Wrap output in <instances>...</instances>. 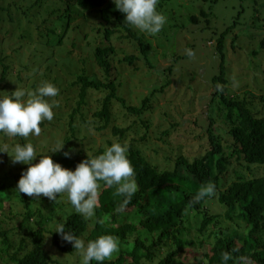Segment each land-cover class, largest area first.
<instances>
[{
	"label": "trees",
	"instance_id": "16d2710c",
	"mask_svg": "<svg viewBox=\"0 0 264 264\" xmlns=\"http://www.w3.org/2000/svg\"><path fill=\"white\" fill-rule=\"evenodd\" d=\"M170 1L160 0L158 10ZM201 1H211L207 11L195 9L184 24L178 23L176 13L165 15L162 30L149 34L130 26L113 0H0L13 25L5 48L0 41V94L16 88L30 92L45 81L59 89L58 96L48 98L56 104L54 119L40 125L43 133L46 124L54 123L50 141L41 134L22 138L0 133V150L7 152H0V264H82L72 244L54 231L57 223L64 222L66 229L86 241L102 234L119 238V252L104 264H223L224 252L231 255L228 264H264V107L254 113L248 104L250 90L229 88L234 75L243 77L247 72L235 74L232 64L226 63V56L237 50H244L245 61L259 56L258 49H244L249 40L240 43L237 31L248 23L251 29L264 28V0H232L235 4L228 9L224 2L220 4L223 0ZM248 14L249 20L244 19ZM189 25L199 30L197 39L210 38V55L219 62V72L209 79V89L208 83L198 80V89L207 86L204 92L211 102L205 105V118L197 116L202 120L195 117L184 127L176 105L188 107L194 101L174 99L178 92L168 95L172 92L167 83L140 94L138 105V96L124 98L128 83L121 80L120 71L144 78L155 76L153 69L159 66L167 76L177 64L188 61L196 66L198 53ZM162 34L174 45L158 42ZM262 48L264 39L259 42ZM186 49L195 55L189 57ZM158 55L165 64L154 66L148 58ZM186 79L190 90L196 79ZM260 95L263 105L264 94ZM155 99L165 102L162 108L174 107L168 128L161 132L157 128L165 125L151 132L147 121L140 119L157 104ZM216 109L231 126L227 137L211 117ZM130 131L138 138L130 139ZM171 134L177 143H194L195 156L170 151L164 142ZM116 141L128 146L139 185L122 212L117 208L123 198L103 182L95 215L88 219L76 212L66 193L55 203L44 196L34 200L16 190L28 165L12 162L14 148L13 152L5 148L10 142L14 146L31 142L38 154L64 142L61 151L48 155L74 170L88 155L98 156ZM158 145L166 151L162 164ZM69 149L75 151L65 157L63 152ZM5 154L8 157L2 159ZM38 160L39 155L33 163ZM207 183L215 185V194L197 200ZM212 201L223 207L225 219L236 228L217 227L219 214L208 208Z\"/></svg>",
	"mask_w": 264,
	"mask_h": 264
},
{
	"label": "clouds",
	"instance_id": "9594fccd",
	"mask_svg": "<svg viewBox=\"0 0 264 264\" xmlns=\"http://www.w3.org/2000/svg\"><path fill=\"white\" fill-rule=\"evenodd\" d=\"M113 2L116 9L125 14L124 20L141 32L158 34L167 22V17L158 10L160 0H113ZM186 55L193 57L195 53L191 49H186ZM218 90L222 91V88ZM58 94L59 89L47 81L30 92L16 88L11 93L0 94V133L22 138H27L30 134L39 136L42 131L41 123L52 121L55 115L53 110L56 107L55 101L50 102L48 98L56 97ZM63 146L64 142L59 143L48 153L61 151ZM72 151L75 150L64 151L63 155L69 157ZM128 151L126 144L113 142L102 154L88 155L72 170L54 162L48 153L38 154L31 142L23 144L18 142L14 146L12 162L26 164L28 167L22 171L16 190L34 200L44 196L55 203L62 193H66L76 212L88 219L95 215L103 182L107 187H115V195L123 198L117 208V211L122 212L139 190L136 172L128 158ZM38 155V162L33 163ZM215 190L213 183H207L200 188L196 199L214 195ZM54 231L72 244L73 249L82 256V264H92V261L104 264L120 250L119 238L112 234H102L86 241L77 236L72 229H66L65 222L57 223ZM230 259V253L222 254L223 264H228Z\"/></svg>",
	"mask_w": 264,
	"mask_h": 264
},
{
	"label": "rangeland",
	"instance_id": "374dc122",
	"mask_svg": "<svg viewBox=\"0 0 264 264\" xmlns=\"http://www.w3.org/2000/svg\"><path fill=\"white\" fill-rule=\"evenodd\" d=\"M222 2L225 3L227 9L230 8L231 5L235 4L234 2H232V0H223L221 1L220 4H222ZM210 4H211V1L208 4L207 2L206 3L202 2L201 0H172L165 7L161 8L162 9L161 12L164 15H167L168 17L170 15L173 16V14L176 13L177 14L175 15L176 18L180 17L178 23L184 24V22H187L186 17H188L189 15H193L195 9L199 10V8H202L205 11H207L208 6ZM243 17L244 19L249 20L250 14L244 15ZM12 26H13L12 24H9L6 11H4L3 13V10L0 8V31H2V34H3V35L0 34V37H1L0 41L1 42L3 41L2 47L4 48L6 47V43L9 40L10 31H11ZM244 27L245 25L241 26L240 28H244ZM16 28H18V26ZM190 29H191V38L194 43V48H195V51L198 53V56L195 59L196 66H193V64L188 61H186L185 63H180V64L175 65L174 67L176 69L174 68V71L175 72L178 71L176 72L178 73V75H176L175 72L172 75L175 74L176 79L174 78L172 79V75L171 76L165 75L163 72V67L159 66L156 63L158 62V63H161L162 65L165 64V62L161 59L160 55L156 57L148 58V61L152 65L159 66L161 68L160 69L159 67H155L153 69L155 73V76L153 77L152 76L144 77V78H139L138 76L130 77L131 75L129 71H125V69H122L120 71L121 80L128 83V87H126L124 91V94H125L124 98H126V100H131L132 98H136V96H138L135 101V103L138 105H139L138 98H140L141 96L140 94H147V91H149L150 89L151 90L155 88L159 89L163 85H166L167 83H169V85L167 86L168 88H170L169 91L172 92L168 95L174 96V93L178 92V95L174 96V99L175 97L181 96V99H183V103L186 100L188 104L191 100L194 101L196 105L194 103L192 106H188V107H184L182 105L180 107L176 105V108H179L178 109L179 116L183 118L182 126L184 127L191 125L192 122L195 120V117L197 116H202L203 118H205L206 117L205 105L206 103L211 102V99L209 97L210 95L207 96L208 94L204 92V90L205 91L207 90V86L203 85L201 89H198L199 88L198 80L202 81L203 84L208 83V89H209L211 87L209 79H211L214 75H217L219 72V62L218 63H216L215 61L213 62V58L210 55V51L212 50L211 44L208 43V40L210 38L205 39V37L202 36L200 37V39H197V37L200 34L198 32L199 30L193 27L191 28V26H190ZM237 34L240 37L239 39L240 43L243 44L246 40H249L246 46H244L245 47L244 49H247V51L258 49L260 53L258 57L251 56L250 59L248 58L249 60H246V61L242 59V56L245 57V54L243 52L244 50H237L236 54L229 53L228 57L226 56V63H229V66H231L232 64V67H233L232 70L235 71V74L239 73V71H242L243 69L247 72L245 76L243 77H236L234 75V78L231 79L232 85H230L229 88L234 90L235 88L237 89L239 86H241V87L246 88L245 91H247L248 93H249L248 90H250V93L248 94L249 96L248 104H251L250 108L253 109L254 113H257V112H260L261 109L264 107V104L262 105V102H260L259 100L261 96L260 94H264V48L259 50V42L260 40L264 39V28L262 27L260 29H251L250 24L248 23L244 29L238 30ZM248 37L250 39H247ZM198 40H200V42H197ZM157 41L160 43L165 42L166 44L171 43L173 45L175 43L174 41L170 40V37L168 35L165 36V34L159 35V37L157 38ZM240 48H242V46H240ZM246 56H247V53H246ZM234 57H236V60L235 62L231 63L230 61ZM250 60H252V63L250 62ZM143 63L144 62H142V65ZM182 64L184 65L182 66ZM179 70L180 71L183 70L182 72L187 74V77L182 76L184 74L181 75ZM254 73H258L257 79L254 77ZM228 74H229V71H228ZM186 78L196 79V82L192 84V88L190 90L187 89V84L190 80ZM155 100L157 101V104L153 105L154 108L152 110L149 109V111L141 115L140 119L147 121L151 132L153 131L154 128L158 126H162V124L165 125V127L157 128V130L161 132L162 130H165L168 128L169 123H170L169 114L173 111L174 107L170 106L167 108L164 105V107L162 108L160 107V105L165 104V102L162 100H157V99ZM180 100L178 99V101ZM195 106H197V108ZM211 114H212L211 117H213L214 120L220 125V128H221L220 132L226 135V137L229 136L228 132L231 126L228 125L225 122V120L222 118L223 114H221L217 109L215 110V112L213 111ZM209 115H210V111H209ZM58 117L61 118V116H58ZM202 117H197V118L202 120ZM128 122L130 123L131 120H129ZM197 122L199 125H202L201 121H197ZM53 126H54V123H48L43 128L44 132L41 133V135L47 141H50L52 138L51 131L53 130ZM172 135L173 134H171L169 139L168 140L166 139L167 141L164 142L169 148V150L170 151L173 150L175 153L179 151L180 154L182 153V154H185L187 157L193 158L195 156V153L198 152L195 144L194 143H177L172 140V137H173ZM129 138L130 139L138 138V134L137 133L134 134L133 131H130ZM157 138H159V134H157ZM10 143H8V145L5 148H8L9 151L13 152L14 144L13 143L10 144ZM157 149L159 150L158 152L162 155L161 156L158 154L159 155L158 158L161 159L160 164H162V160L164 158L163 155L166 153V151H164V148H162L160 145L157 146ZM172 155H174V153H172ZM6 157H8V154L3 155L2 159H5ZM208 208L212 214H219L220 220L218 221V224H217L218 228L219 227H222V228L235 227L233 223H230L228 220L225 219V213H224L223 207L217 204V202L215 201L210 202V204H208Z\"/></svg>",
	"mask_w": 264,
	"mask_h": 264
}]
</instances>
